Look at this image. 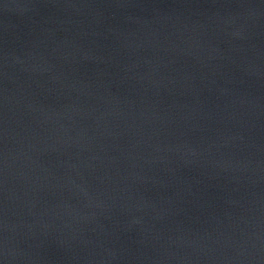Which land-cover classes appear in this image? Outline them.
<instances>
[{"label": "water", "instance_id": "obj_1", "mask_svg": "<svg viewBox=\"0 0 264 264\" xmlns=\"http://www.w3.org/2000/svg\"><path fill=\"white\" fill-rule=\"evenodd\" d=\"M0 264H264V0H0Z\"/></svg>", "mask_w": 264, "mask_h": 264}]
</instances>
